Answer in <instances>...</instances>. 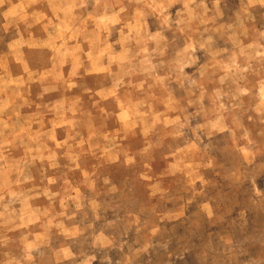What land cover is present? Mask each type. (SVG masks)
Here are the masks:
<instances>
[{
  "label": "rangeland",
  "instance_id": "obj_1",
  "mask_svg": "<svg viewBox=\"0 0 264 264\" xmlns=\"http://www.w3.org/2000/svg\"><path fill=\"white\" fill-rule=\"evenodd\" d=\"M0 264H264V0H0Z\"/></svg>",
  "mask_w": 264,
  "mask_h": 264
}]
</instances>
